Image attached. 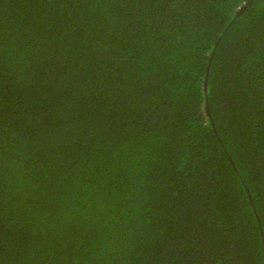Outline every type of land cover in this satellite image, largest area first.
<instances>
[{"label": "trees", "instance_id": "obj_1", "mask_svg": "<svg viewBox=\"0 0 264 264\" xmlns=\"http://www.w3.org/2000/svg\"><path fill=\"white\" fill-rule=\"evenodd\" d=\"M251 1L0 0V264H264Z\"/></svg>", "mask_w": 264, "mask_h": 264}, {"label": "water", "instance_id": "obj_2", "mask_svg": "<svg viewBox=\"0 0 264 264\" xmlns=\"http://www.w3.org/2000/svg\"><path fill=\"white\" fill-rule=\"evenodd\" d=\"M253 1V0H252ZM251 1V2H252ZM250 4V2L245 6V7H247L248 5ZM245 7H243L242 9H241V11L240 12H242L243 10H244V8ZM209 68V67H208ZM206 79H207V81H206V83H205V87H206V89H207V84H208V75L206 76ZM252 201V200H251Z\"/></svg>", "mask_w": 264, "mask_h": 264}]
</instances>
